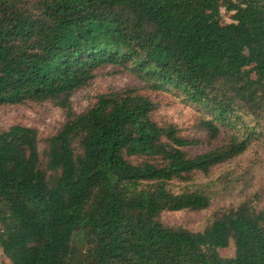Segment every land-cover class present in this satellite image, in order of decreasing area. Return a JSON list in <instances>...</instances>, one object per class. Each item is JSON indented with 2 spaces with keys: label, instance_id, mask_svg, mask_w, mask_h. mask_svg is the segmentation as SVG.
<instances>
[{
  "label": "trees",
  "instance_id": "16d2710c",
  "mask_svg": "<svg viewBox=\"0 0 264 264\" xmlns=\"http://www.w3.org/2000/svg\"><path fill=\"white\" fill-rule=\"evenodd\" d=\"M228 22L221 21L222 12ZM118 65L152 90L173 91L222 143L152 118L133 89L72 92ZM55 102L61 127L44 139L0 129V248L9 264H264V204L245 199L202 230L163 212L206 209L197 173L241 155L264 118V0H0V106ZM233 244L231 256L219 248Z\"/></svg>",
  "mask_w": 264,
  "mask_h": 264
},
{
  "label": "rangeland",
  "instance_id": "374dc122",
  "mask_svg": "<svg viewBox=\"0 0 264 264\" xmlns=\"http://www.w3.org/2000/svg\"><path fill=\"white\" fill-rule=\"evenodd\" d=\"M221 21L230 20L229 13L221 10ZM133 89L154 101L156 108L152 118L159 124L174 123L181 135L199 139L201 142L187 149L191 154L201 153L222 143L227 129L220 127L218 136L210 140L206 130L200 125V113L181 95L173 91L152 90L135 75L118 65H105L93 71L89 82L74 90L69 102L72 110L79 113L89 107L100 93ZM64 121V111L55 102H28L20 105L0 106V129L11 124L34 127L38 132V149L41 153L44 139L54 134ZM258 135L239 156L213 166L207 174L197 173L196 187L210 196L206 209L198 211L179 210L163 212L160 220L164 225L179 226L189 230H202L212 213L227 209L243 200L250 199L257 207L264 204V118L258 125ZM221 256H231L233 244L219 248ZM0 264H9L0 248Z\"/></svg>",
  "mask_w": 264,
  "mask_h": 264
}]
</instances>
